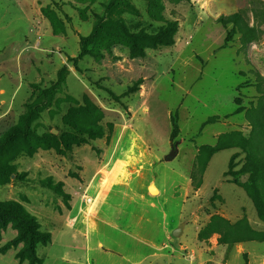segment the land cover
Returning a JSON list of instances; mask_svg holds the SVG:
<instances>
[{"label": "rangeland", "instance_id": "374dc122", "mask_svg": "<svg viewBox=\"0 0 264 264\" xmlns=\"http://www.w3.org/2000/svg\"><path fill=\"white\" fill-rule=\"evenodd\" d=\"M116 24L176 33L133 53ZM30 110L0 202L50 240L20 262L9 223L0 264H264V0H0V141Z\"/></svg>", "mask_w": 264, "mask_h": 264}, {"label": "trees", "instance_id": "16d2710c", "mask_svg": "<svg viewBox=\"0 0 264 264\" xmlns=\"http://www.w3.org/2000/svg\"><path fill=\"white\" fill-rule=\"evenodd\" d=\"M237 16L238 14H233L224 19L220 18L219 23L225 26L228 21ZM117 27L119 29L120 35L129 46L130 51L133 53H139V51H141L143 47L146 46L153 49L159 46H170L173 44V35L176 33V28L174 25H170L161 29L154 36H148L145 34L130 35L126 32L122 25H118ZM101 30H103V27L99 26L89 37L81 39L83 47H86L89 42L99 40L102 37ZM231 38L232 32H227L221 49H225L227 47L228 43L231 41ZM140 84L141 80L136 81L133 89L136 90ZM35 117L36 113L32 110L24 115L20 119V122L13 126L0 141V151L14 146L19 141L24 143H27L28 141L46 142L47 140L37 137L30 129V124L35 119ZM171 125V138H175L178 129L174 116L171 118ZM80 133L92 139L98 138L102 135L101 130L96 126L83 129ZM52 145L53 141L48 142V144H46L44 147L52 148ZM0 172H3L2 168H0ZM9 223H12L17 229L18 236L15 241L7 243L1 252L4 254L11 247H14L17 241H23L25 244V249L16 255L17 260L20 262L24 261V252H28V257L31 259L30 263H32L35 259L34 249L36 243H48L50 240L49 235L38 231L39 226L35 218L31 216L20 204L16 202H0V231Z\"/></svg>", "mask_w": 264, "mask_h": 264}, {"label": "crops", "instance_id": "0c3cea01", "mask_svg": "<svg viewBox=\"0 0 264 264\" xmlns=\"http://www.w3.org/2000/svg\"><path fill=\"white\" fill-rule=\"evenodd\" d=\"M103 171H106V172H105L104 175L102 176L101 174L103 173ZM98 174H99L100 180H102V182H105V181L109 178V176H110V171L108 170V167H107V168H105V169L99 171ZM158 193H159V192H158Z\"/></svg>", "mask_w": 264, "mask_h": 264}, {"label": "water", "instance_id": "95a60500", "mask_svg": "<svg viewBox=\"0 0 264 264\" xmlns=\"http://www.w3.org/2000/svg\"><path fill=\"white\" fill-rule=\"evenodd\" d=\"M149 191L152 193L151 188L149 189ZM180 233H181L180 230H175V231L172 233V236H173V237H176V236H178Z\"/></svg>", "mask_w": 264, "mask_h": 264}, {"label": "built area", "instance_id": "2783aa9c", "mask_svg": "<svg viewBox=\"0 0 264 264\" xmlns=\"http://www.w3.org/2000/svg\"><path fill=\"white\" fill-rule=\"evenodd\" d=\"M105 172H106V171H103V173H102L101 175L103 176Z\"/></svg>", "mask_w": 264, "mask_h": 264}]
</instances>
